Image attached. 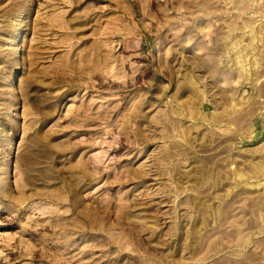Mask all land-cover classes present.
<instances>
[{
	"label": "rangeland",
	"instance_id": "374dc122",
	"mask_svg": "<svg viewBox=\"0 0 264 264\" xmlns=\"http://www.w3.org/2000/svg\"><path fill=\"white\" fill-rule=\"evenodd\" d=\"M0 264H264V0H0Z\"/></svg>",
	"mask_w": 264,
	"mask_h": 264
}]
</instances>
